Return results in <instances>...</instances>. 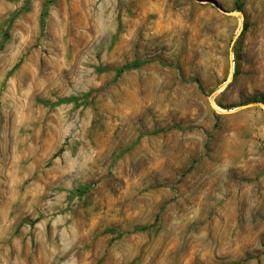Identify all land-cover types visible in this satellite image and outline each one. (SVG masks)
<instances>
[{"label":"rangeland","instance_id":"1","mask_svg":"<svg viewBox=\"0 0 264 264\" xmlns=\"http://www.w3.org/2000/svg\"><path fill=\"white\" fill-rule=\"evenodd\" d=\"M107 1L0 0V264H264V0Z\"/></svg>","mask_w":264,"mask_h":264},{"label":"water","instance_id":"2","mask_svg":"<svg viewBox=\"0 0 264 264\" xmlns=\"http://www.w3.org/2000/svg\"><path fill=\"white\" fill-rule=\"evenodd\" d=\"M197 1H199L201 3H212L213 5H215V7L217 9H219L221 12H223L226 15L239 16L240 18H243L244 17V14H243L242 11L226 9L217 0H197ZM232 80H233V72H232V69H231V74H230V77H229V82H231ZM211 102H212V104L214 103L213 101H211ZM261 104L264 105V103H261ZM249 105H251V104H248V105H245V106H249Z\"/></svg>","mask_w":264,"mask_h":264},{"label":"bare ground","instance_id":"3","mask_svg":"<svg viewBox=\"0 0 264 264\" xmlns=\"http://www.w3.org/2000/svg\"><path fill=\"white\" fill-rule=\"evenodd\" d=\"M123 2H124V0H108L107 1V11L109 12V14H110V12H111V9H113V7H116L117 9H120L121 7H122V5H123ZM157 3V2H156ZM142 4V3H141ZM144 4V3H143ZM150 4V3H149ZM149 6V5H148ZM109 18V17H108ZM107 18V19H108ZM242 19V18H241ZM150 44V43H149ZM155 44H157L156 42H155ZM135 45V44H134ZM232 72H233V70H232ZM213 106L214 107H216V104L215 103H213Z\"/></svg>","mask_w":264,"mask_h":264},{"label":"trees","instance_id":"4","mask_svg":"<svg viewBox=\"0 0 264 264\" xmlns=\"http://www.w3.org/2000/svg\"><path fill=\"white\" fill-rule=\"evenodd\" d=\"M237 9H241L240 7H238ZM141 228H147V227H141ZM233 264H237L236 262L235 263H233Z\"/></svg>","mask_w":264,"mask_h":264}]
</instances>
